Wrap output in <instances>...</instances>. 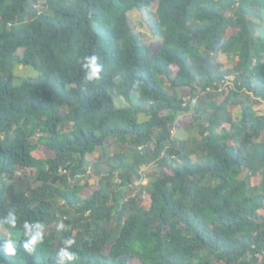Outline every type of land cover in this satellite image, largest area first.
Returning a JSON list of instances; mask_svg holds the SVG:
<instances>
[{
    "label": "trees",
    "instance_id": "1",
    "mask_svg": "<svg viewBox=\"0 0 264 264\" xmlns=\"http://www.w3.org/2000/svg\"><path fill=\"white\" fill-rule=\"evenodd\" d=\"M135 8L156 44L133 30ZM93 55L100 79L85 82ZM18 64L36 73L16 79ZM256 101L264 0H0V218L14 211L24 239L25 221L44 225L34 252L0 262L57 264L71 237L72 264H264ZM183 121L195 139L173 135ZM39 145L54 155L35 159ZM86 174L97 187L81 184Z\"/></svg>",
    "mask_w": 264,
    "mask_h": 264
},
{
    "label": "rangeland",
    "instance_id": "2",
    "mask_svg": "<svg viewBox=\"0 0 264 264\" xmlns=\"http://www.w3.org/2000/svg\"><path fill=\"white\" fill-rule=\"evenodd\" d=\"M153 9H154V7L151 8V11H153ZM128 14L130 16V22L133 26V30L135 32H140L142 34L143 40L156 44L158 42V37L152 35L150 32V29L148 28V24H147V20H146V18L148 16H147L146 10L140 9V8H135V9H132L131 11H129ZM17 52L18 53L22 52V48L17 49ZM217 59L220 60L222 62V64L226 67H229L232 64V59L228 58L225 54H222V53L218 54ZM35 73H36V71L31 66H28V65L18 64L14 68V74L16 76V79H19L23 76H29V75H32ZM181 94L184 97L187 96L186 91H183ZM219 99H222V96H220ZM194 102H195V100H192V103H194ZM125 103L126 102L122 99H119L117 101V105H121V104H125ZM228 108L230 110L232 117H237L239 115L238 105L230 104V105H228ZM253 108L256 110V112L258 114H264V101H256L253 105ZM139 117L141 119L145 118V116L143 114H141ZM184 120H187V119H184ZM180 125L181 126L173 129V135L174 136L181 137V138H184V137H191L194 139L196 138V134L198 135L196 127H193L191 129H187L186 127H188L189 124L187 125V123H184V121L181 122ZM223 125L225 127H228L229 123L224 122ZM153 145H154V143H152V146ZM114 151L115 152L118 151V150H116V147H114V146H112V147L108 148V150H104V151L103 150H97L96 154L93 155V158H92L93 162H95L99 166H103L104 160L106 159L105 157H103L104 156L103 154L105 153L106 155H110ZM53 155L54 154L51 153L48 149H46L45 147L40 146V145L38 146L37 149L31 151V156L34 157L35 159H42V158L50 157ZM155 168H157L156 163L150 164L148 166H143L142 167L143 176L140 180L136 179L135 184L140 183L141 185H143L147 181V178H146L147 175L149 173H151L152 171H154ZM25 170L26 171H33V169H31V168H26ZM19 172H20V170H17V173H19ZM84 183H86L87 187L91 188V189H94L95 187L98 186L97 178L90 176V175H87V174H86V177H84L81 180V184L84 185ZM134 192L135 191L133 190L131 192V195H134L135 194ZM82 193L84 195V189L82 190ZM142 195H145V194L143 193ZM140 197H143V196H140ZM57 223L51 224V228H54L57 230V225L59 224V223L58 224ZM63 228H66V226H64ZM45 257L46 258L51 257V253H47ZM131 264H138V262L136 260H134L131 262Z\"/></svg>",
    "mask_w": 264,
    "mask_h": 264
},
{
    "label": "clouds",
    "instance_id": "3",
    "mask_svg": "<svg viewBox=\"0 0 264 264\" xmlns=\"http://www.w3.org/2000/svg\"><path fill=\"white\" fill-rule=\"evenodd\" d=\"M97 61L98 58L94 55L83 57L81 69L84 72L85 82H94L100 79L102 65ZM17 219L14 211H9L6 216L0 218V256L4 253L7 256H14L16 251L32 253L35 251V246L44 241V225L42 223L25 221L23 223V235L26 239H24L12 229L16 227ZM63 227L64 225L59 223L57 230L59 231ZM75 243V239L71 237L62 241L63 246L56 252L57 264H72L77 259L76 252L71 251ZM0 264H9V262L2 261Z\"/></svg>",
    "mask_w": 264,
    "mask_h": 264
}]
</instances>
